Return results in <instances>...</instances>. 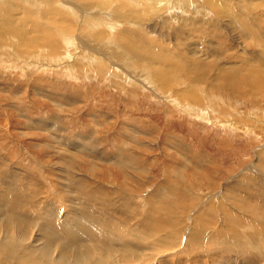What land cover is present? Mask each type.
<instances>
[{"label": "rangeland", "instance_id": "1", "mask_svg": "<svg viewBox=\"0 0 264 264\" xmlns=\"http://www.w3.org/2000/svg\"><path fill=\"white\" fill-rule=\"evenodd\" d=\"M8 217L0 264H264V0H0Z\"/></svg>", "mask_w": 264, "mask_h": 264}, {"label": "bare ground", "instance_id": "2", "mask_svg": "<svg viewBox=\"0 0 264 264\" xmlns=\"http://www.w3.org/2000/svg\"><path fill=\"white\" fill-rule=\"evenodd\" d=\"M66 8V7H65ZM7 16V15H6ZM5 29V28H4ZM21 34V33H20ZM69 40L70 39H67L66 40V45H69ZM136 46V45H135ZM138 47V46H137ZM139 48V47H138ZM138 48H135L132 46V49L133 50H136ZM142 50V49H141ZM138 51H140V49H138ZM125 60V59H124ZM246 67V66H245ZM228 70V69H227ZM233 70V69H232ZM120 161V160H119ZM126 162V161H125ZM120 163V162H119ZM27 205V204H26ZM28 209V208H27ZM13 210V209H12ZM14 213V212H13ZM20 214V213H19ZM22 216V215H21ZM16 218H20L19 216H13ZM10 217L7 218V220H5L6 222V225H5V229L2 233V236H0V251L1 250H6L7 252H13L15 249H17V246H18V243H20V241H22V237L19 236L20 233H18V237L14 234L17 232V230H19V224L20 226L22 225V221L20 220L19 222L18 221H14L12 218L9 219ZM2 220V219H1ZM49 222V221H48ZM51 222V221H50ZM27 224V223H26ZM29 225V224H28ZM3 226V225H2ZM28 227V226H27ZM35 227V226H34ZM37 227V226H36ZM59 227V226H58ZM23 228V227H22ZM32 228V227H31ZM91 228V227H90ZM21 229V228H20ZM92 229V228H91ZM33 230V229H32ZM89 232V231H88ZM23 233V232H22ZM91 233V231H90ZM0 235H1V230H0ZM92 235V234H90ZM97 235V234H96ZM23 236H26V235H23ZM31 236V235H30ZM48 237V236H47ZM50 237V235H49ZM24 238V237H23ZM78 238V237H77ZM75 237L73 236L72 240L75 241ZM47 240V239H46ZM51 241V238L49 239ZM54 240V239H53ZM57 239L55 238V241ZM79 240V239H78ZM44 241V240H43ZM54 241V242H55ZM42 242V241H39V243ZM52 242V241H51ZM38 243V242H37ZM46 245V244H45ZM50 245V244H49ZM37 247V246H36ZM52 247V246H51ZM35 248V247H33ZM46 248V247H45ZM48 248V247H47ZM53 248V247H52ZM38 249V247H37ZM57 249V248H56ZM37 251V250H36ZM40 251V250H38ZM56 251V250H55ZM62 251L65 252L64 250V247L62 249ZM112 251V250H111ZM35 251H30V259L32 260V258L34 257L35 260H38L39 258H42L43 260H46V261H50L51 259H53L56 255H58V253H54V252H50L49 248L48 249H41V252L39 254H34ZM15 253V252H14ZM84 254V253H83ZM83 254H79L77 256V259L75 260V263L76 264H80L82 262V260H84L86 258V256H82ZM59 258L55 257L56 260L58 262L62 261V263L64 262V264H66L65 262V255L63 253H59ZM127 258V257H126ZM34 260V262H35ZM33 262V261H31ZM43 262V261H42ZM37 264V263H36ZM44 264V263H43Z\"/></svg>", "mask_w": 264, "mask_h": 264}]
</instances>
